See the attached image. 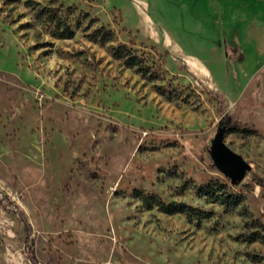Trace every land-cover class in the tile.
I'll return each instance as SVG.
<instances>
[{
  "label": "rangeland",
  "instance_id": "1",
  "mask_svg": "<svg viewBox=\"0 0 264 264\" xmlns=\"http://www.w3.org/2000/svg\"><path fill=\"white\" fill-rule=\"evenodd\" d=\"M261 179L264 0H0V264H264Z\"/></svg>",
  "mask_w": 264,
  "mask_h": 264
},
{
  "label": "trees",
  "instance_id": "2",
  "mask_svg": "<svg viewBox=\"0 0 264 264\" xmlns=\"http://www.w3.org/2000/svg\"><path fill=\"white\" fill-rule=\"evenodd\" d=\"M38 13L39 16L44 18V20L47 21L48 25L52 27V35L58 38H71L74 36V28L67 20L64 19V16L60 15V13L56 9L52 7H43L39 10ZM97 33L101 35V38H109L112 36V32L107 31L105 29H98ZM114 55H116L117 57H123L125 59L126 64L130 66H137L139 69L142 70V73H146L143 61L139 58V56L134 54L132 50H130L125 44L117 46L114 49ZM221 127L224 130L230 131L246 130L245 128L238 126L235 122H232L230 118L228 120H223L221 122ZM259 184L262 185L264 188V181L262 179L259 180ZM225 188L226 187L223 184L208 182L207 184H204L200 187V191L201 193L205 194L208 198H211L213 201H219L222 203L231 201L234 204L237 203V197L233 194H229ZM139 194L143 195L141 191H139ZM143 198L145 202L148 203V205L150 206L152 205L153 201H155L158 204L160 210H162L163 212H184L189 216H193L198 213L197 209L191 205L176 202L166 203L158 199L157 196L154 194L150 196H144ZM204 215L205 217H209L208 214ZM199 217L201 216L199 215ZM251 233L252 234L249 236V239L251 241L257 239L264 240V234L262 232L252 231Z\"/></svg>",
  "mask_w": 264,
  "mask_h": 264
}]
</instances>
